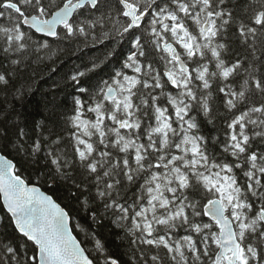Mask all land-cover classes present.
<instances>
[{"label":"snow or ice","instance_id":"6c2138e0","mask_svg":"<svg viewBox=\"0 0 264 264\" xmlns=\"http://www.w3.org/2000/svg\"><path fill=\"white\" fill-rule=\"evenodd\" d=\"M53 41L108 50L70 76L82 95L67 138L16 146L43 163L35 183L0 154L18 234L0 239V264H120L73 234L70 212L41 190L58 181L88 193L83 206L98 202L92 219L124 231L133 264H264V0H0V86Z\"/></svg>","mask_w":264,"mask_h":264},{"label":"trees","instance_id":"16d2710c","mask_svg":"<svg viewBox=\"0 0 264 264\" xmlns=\"http://www.w3.org/2000/svg\"><path fill=\"white\" fill-rule=\"evenodd\" d=\"M105 44L111 47L115 41H105ZM116 47L119 50V45ZM126 49L125 44L124 50ZM107 50L104 45H89L82 51L70 52L64 50L61 42L53 41L51 53L44 54L42 62L34 59L32 67L26 72L9 74L10 84L7 87L0 86V152L17 163L23 175L30 177L33 183L41 174L44 165L42 162H27L25 157L16 151V146L20 139L31 145L33 141H40L49 136L56 138L62 135L67 138L64 121L72 113L74 98L82 95L72 85L70 76L82 62L102 56ZM236 51L240 52L238 48ZM7 67L8 62L0 58V73L7 71ZM118 68V62L109 66V70ZM95 82L92 81L93 84ZM204 132L210 136L217 134V130L211 125H205ZM44 148L47 150V143ZM45 154L46 152L40 154L41 161ZM40 186L70 212L73 234L77 235L87 252L96 256L95 241L100 240L107 252L117 258L120 264H133L134 246L130 245L124 231L112 222L111 217H104L102 213L97 220L92 219L91 209H95L98 202L88 207L82 205L88 193L81 195L78 200L69 192L70 182L66 185L65 182L58 181L51 187L41 182ZM94 191L93 189V193ZM0 217L3 218V223L0 224V239L11 242L18 234L14 232V226L10 224L9 215L1 201Z\"/></svg>","mask_w":264,"mask_h":264},{"label":"water","instance_id":"95a60500","mask_svg":"<svg viewBox=\"0 0 264 264\" xmlns=\"http://www.w3.org/2000/svg\"><path fill=\"white\" fill-rule=\"evenodd\" d=\"M49 39H51V38H49ZM0 154H2L1 152H0ZM42 190V189H41ZM43 191V190H42ZM1 201V204L3 203L2 202V200H0ZM4 210L6 211V209L4 208ZM7 213V212H6ZM9 215V214H8ZM70 227H71V223H70Z\"/></svg>","mask_w":264,"mask_h":264}]
</instances>
